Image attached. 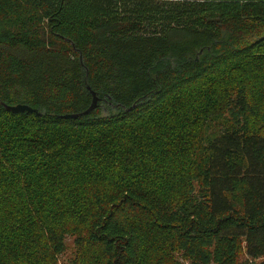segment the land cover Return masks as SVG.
Returning <instances> with one entry per match:
<instances>
[{
    "label": "trees",
    "instance_id": "obj_1",
    "mask_svg": "<svg viewBox=\"0 0 264 264\" xmlns=\"http://www.w3.org/2000/svg\"><path fill=\"white\" fill-rule=\"evenodd\" d=\"M0 264H264V0H0Z\"/></svg>",
    "mask_w": 264,
    "mask_h": 264
},
{
    "label": "water",
    "instance_id": "obj_2",
    "mask_svg": "<svg viewBox=\"0 0 264 264\" xmlns=\"http://www.w3.org/2000/svg\"><path fill=\"white\" fill-rule=\"evenodd\" d=\"M97 106V99L94 98V101H93V104L92 106L90 107V109H88L86 112H84L82 115H88L90 114L92 111L95 110ZM8 110H10L11 112L13 113H23V112H28V113H36L38 114V110L28 106V105H23V104H19V105H16V106H10L8 107ZM79 115H66L65 118L67 119H72V118H78Z\"/></svg>",
    "mask_w": 264,
    "mask_h": 264
},
{
    "label": "rangeland",
    "instance_id": "obj_3",
    "mask_svg": "<svg viewBox=\"0 0 264 264\" xmlns=\"http://www.w3.org/2000/svg\"><path fill=\"white\" fill-rule=\"evenodd\" d=\"M67 245H68V250L66 255H64V257L61 259V261H64L65 259L69 258L71 253H72V246H73V241L71 239L67 240Z\"/></svg>",
    "mask_w": 264,
    "mask_h": 264
},
{
    "label": "bare ground",
    "instance_id": "obj_4",
    "mask_svg": "<svg viewBox=\"0 0 264 264\" xmlns=\"http://www.w3.org/2000/svg\"><path fill=\"white\" fill-rule=\"evenodd\" d=\"M252 58V57H251ZM260 60V59H259ZM259 62V61H258ZM262 64V63H261ZM253 69V68H252ZM255 72V71H254ZM259 73V72H258ZM262 73V72H261ZM259 75V74H258ZM260 76V75H259Z\"/></svg>",
    "mask_w": 264,
    "mask_h": 264
}]
</instances>
